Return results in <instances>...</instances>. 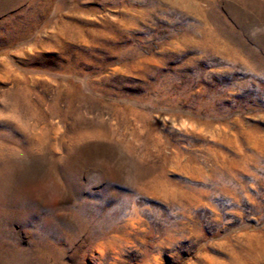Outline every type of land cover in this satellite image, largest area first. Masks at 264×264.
<instances>
[{
	"label": "rangeland",
	"instance_id": "obj_1",
	"mask_svg": "<svg viewBox=\"0 0 264 264\" xmlns=\"http://www.w3.org/2000/svg\"><path fill=\"white\" fill-rule=\"evenodd\" d=\"M0 264H264V0H0Z\"/></svg>",
	"mask_w": 264,
	"mask_h": 264
}]
</instances>
